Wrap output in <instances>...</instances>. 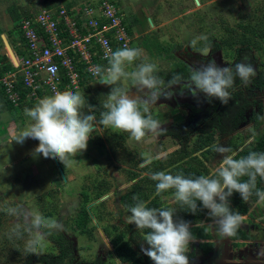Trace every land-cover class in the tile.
Returning a JSON list of instances; mask_svg holds the SVG:
<instances>
[{
	"label": "rangeland",
	"instance_id": "obj_1",
	"mask_svg": "<svg viewBox=\"0 0 264 264\" xmlns=\"http://www.w3.org/2000/svg\"><path fill=\"white\" fill-rule=\"evenodd\" d=\"M19 1L23 0H1L7 9ZM75 1L45 0L39 7ZM113 1L127 10L123 19L131 28V44L141 49L128 71L141 63H154L155 74L166 89L165 77L172 72L186 82L191 69L209 59L221 67H233L247 56L256 74L247 84L236 79L229 89L233 108L225 113L219 111L222 104L218 100L211 105L202 94L180 95L178 89L171 98L145 104L133 83L122 79L116 86L137 98L142 112L147 109L144 114L151 113L163 129L158 136L146 134L140 142L99 123L111 86L101 84L100 79L81 83L74 92L84 95L86 110L95 116V130L86 150L70 157L66 166L33 155L39 143L35 139L27 138L22 144L13 141L14 130L31 123L24 111L29 107L14 111L0 99V264H153L141 252L142 244L147 247L146 232L126 223L130 208L120 196L128 194L137 202L153 201L177 210L175 190L156 195L152 173L211 176L213 165L222 159L214 151L218 143L230 147L237 159L257 143L261 145L255 152H264V0ZM37 12L38 7L30 10L29 6L14 10L11 18L21 20ZM16 24L17 20L10 35L12 50L19 55ZM145 159L152 162L141 167ZM256 190H264L259 176ZM229 200L232 210L242 217L241 227L234 236L224 238L208 210L202 209L190 223V264H264V201L255 195L245 202L238 193ZM37 212L58 219L64 227L29 253L26 244L34 236L26 219ZM115 249L124 254L116 256Z\"/></svg>",
	"mask_w": 264,
	"mask_h": 264
},
{
	"label": "clouds",
	"instance_id": "obj_2",
	"mask_svg": "<svg viewBox=\"0 0 264 264\" xmlns=\"http://www.w3.org/2000/svg\"><path fill=\"white\" fill-rule=\"evenodd\" d=\"M140 56L141 49L125 46L110 53L106 68L96 65L92 69L93 76L98 77L101 84L111 86L108 102L103 105L106 111L101 113L99 123L105 128L129 133L137 142L149 133L158 136L163 129L151 113L144 114L147 109L142 112L137 98L116 86L122 79L133 83L145 104L157 103L161 97L171 98L178 89L180 95L185 92L193 97L202 94L208 102L215 99L226 105L230 99L229 89L236 79L247 84L256 74L247 56L242 57L233 67H221L214 59H209L207 63L191 69L188 81H182L176 76L169 82L168 88L164 89L163 81L155 74L156 64L141 63L135 70H127ZM85 104L84 95L73 91H57L41 98L34 107L24 110L31 123L23 130H14L13 141L22 144L27 138L35 139L39 143L33 155L58 160L66 166L70 157L86 150L88 140L95 130V116L82 112ZM213 147L222 159L213 165L211 176L189 178L183 174L172 175L158 171L152 173L150 178L157 182L156 195L175 190V200L186 206L192 214L200 210L197 204L199 201L202 208L208 210V216L214 222L218 234L228 238L236 234L242 221L240 214L230 207L229 198L233 193H238L242 201L249 200L256 189L257 177L264 180V152L251 151L237 159V154L230 147L219 143ZM151 162V159H145L141 167ZM242 177L248 179L242 181ZM255 195L264 201V190H256ZM9 211L24 215L17 209ZM129 211L130 215L125 217L127 224H134L138 230H149L143 239L147 247L142 244L141 252L153 264H190L187 255L192 241L190 222L174 218L175 208H148L143 201H138ZM26 224L34 236L26 244L29 253H35L42 241L53 233L62 232L64 227L58 219L47 218L39 212L27 217Z\"/></svg>",
	"mask_w": 264,
	"mask_h": 264
},
{
	"label": "built area",
	"instance_id": "obj_3",
	"mask_svg": "<svg viewBox=\"0 0 264 264\" xmlns=\"http://www.w3.org/2000/svg\"><path fill=\"white\" fill-rule=\"evenodd\" d=\"M115 3L76 0L42 6L37 13L22 18L16 24L20 32L16 43L19 55L11 49L15 63L7 54L12 69L0 78L11 104L37 103L57 91L74 92L81 83L99 79L93 76L92 69L96 65L106 68L111 52L125 46L135 48L131 28L123 19L127 10ZM16 83L28 90L22 101L13 90Z\"/></svg>",
	"mask_w": 264,
	"mask_h": 264
},
{
	"label": "trees",
	"instance_id": "obj_4",
	"mask_svg": "<svg viewBox=\"0 0 264 264\" xmlns=\"http://www.w3.org/2000/svg\"><path fill=\"white\" fill-rule=\"evenodd\" d=\"M199 1H200V0H198V2H199ZM32 15H33V14H28V15H26L25 17H30V16H32ZM4 68H5V70L3 71V73H4V72H7V71H9V70L12 69L11 65L9 64V62H8V65L5 66ZM3 73H2V74H3ZM2 74H0V78H1V75H2ZM176 76H179L178 73H177V72H172V74H171L170 76L165 77V81H164V82H166V83L169 84V82L173 80V77H176ZM85 87H86V86H83V89H84ZM13 90H14V91H17V92L19 93L20 101H22V100L25 98V96H26V94H27V92H28V90H27L26 88H24V86H22L20 83H16V84L14 85V87H13ZM5 95H6V94H5V91H4L3 87H2V84L0 83V99L4 102V104H3L4 107L6 106L7 108H10V109H12V110L15 111V110H19V108L24 107V106L29 107V108H32V107H34V106L37 104L36 102H30V101H31V100H30V101H29L30 103L24 101V102L20 103L19 105L13 106V105L11 104V102L7 99V97H6ZM39 95H40V94H39ZM213 100H214V99H213ZM213 100L210 102L211 105H212ZM232 100H233V99H232V96L230 95L229 102H228L226 105H220L219 111H221L222 113H225V112L231 111V108H233V105H232V102L230 103V101H232ZM82 112H83L84 114H89L85 107L82 109ZM260 145H261V143H257V144L255 145V147L253 148V150H247L244 154H241V156H246L249 152H251V151H256L257 148L260 147ZM241 156H240V157H241ZM235 158H236V157H235ZM247 179H248L247 177H242V178H241L242 181H246ZM255 192H256V189L253 190V194H252L251 197L255 196ZM119 200H120L123 204H125V206L128 207V208H131V207L135 206V204L137 203V200L134 199V197H132V196H130V195H128V194H124V195L120 196V199H119ZM135 201H136V203H135ZM197 204H198V206H200V210H199L196 214H192V213L188 210V208H187L186 206L181 205L180 203L177 202V206H176V207H177V210H176V213H175V217H174V218L183 219V220H185V221H189V222L191 223L192 220H193L196 216H200V214H201V212H202V209H203V208H202V205H200V202H199V201H197ZM145 205H146V207H148V208L166 209L165 207H159V206H158L156 203H154L153 201H149V202L146 203ZM143 231H144V232H148L149 230H148V229H143ZM202 234H203V232L201 233V235H202ZM114 254H115L116 256H121V255L124 254V252L119 251L118 249H115V250H114ZM130 256H131L130 254H127V255H126L127 258L130 257Z\"/></svg>",
	"mask_w": 264,
	"mask_h": 264
},
{
	"label": "crops",
	"instance_id": "obj_5",
	"mask_svg": "<svg viewBox=\"0 0 264 264\" xmlns=\"http://www.w3.org/2000/svg\"><path fill=\"white\" fill-rule=\"evenodd\" d=\"M45 0H28L27 2L25 0L23 1H19L17 2V6L16 7H12L10 9H7L6 6H4L0 0V35L2 34L9 47L12 49V45H11V35H10V29L12 24L14 23V21L17 20V23L20 21L19 19H16V17H13V11L19 9L24 11L27 10V7L30 6V10H34V8L36 9V7L40 8L39 6L41 4H44ZM34 6V8H33ZM145 11V9H144ZM147 12V11H145ZM27 15V14H26ZM6 19V20H4ZM7 19H11V20H7ZM7 56V52L5 50V47L2 45H0V74L3 73V71L5 70V66L8 65V57ZM5 73V72H4ZM4 73L1 75V77L4 75ZM1 113V112H0ZM258 259V258H256Z\"/></svg>",
	"mask_w": 264,
	"mask_h": 264
},
{
	"label": "water",
	"instance_id": "obj_6",
	"mask_svg": "<svg viewBox=\"0 0 264 264\" xmlns=\"http://www.w3.org/2000/svg\"><path fill=\"white\" fill-rule=\"evenodd\" d=\"M194 2H195V4H198V0H194ZM0 38H1V40H2V43H3L4 47H5V50H6L7 54H8V56H9V57L12 59V61L15 63L14 55H13V53H12V51H11V48L9 47V45H8V43H7L6 39H5V37L1 34V35H0Z\"/></svg>",
	"mask_w": 264,
	"mask_h": 264
}]
</instances>
